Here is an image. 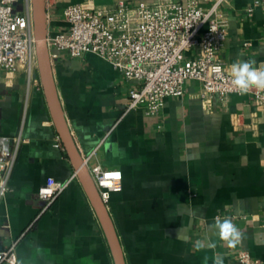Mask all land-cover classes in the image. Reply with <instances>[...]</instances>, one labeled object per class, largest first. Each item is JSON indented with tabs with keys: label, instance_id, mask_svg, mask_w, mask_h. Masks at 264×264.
I'll return each mask as SVG.
<instances>
[{
	"label": "crops",
	"instance_id": "1",
	"mask_svg": "<svg viewBox=\"0 0 264 264\" xmlns=\"http://www.w3.org/2000/svg\"><path fill=\"white\" fill-rule=\"evenodd\" d=\"M94 9L119 0H71ZM136 6L154 0H123ZM196 2L210 8L213 0ZM65 2L47 4L48 37L67 32ZM229 0L217 10L227 23L221 57L264 65V9ZM22 6H17L21 10ZM192 55V52H187ZM61 104L88 167L123 173V189L108 209L126 264H241L248 250L264 264V110L251 94L206 99L196 80L168 97L162 112L123 115L137 87L106 59L66 52L53 62ZM22 136L0 201V250L15 244L18 264H115L107 235L54 125L38 73L31 83L22 63L0 67V135ZM68 182L49 205L39 188ZM230 220L241 232L234 247L213 228ZM200 242L205 247L196 250ZM208 245H214L210 247Z\"/></svg>",
	"mask_w": 264,
	"mask_h": 264
},
{
	"label": "built area",
	"instance_id": "2",
	"mask_svg": "<svg viewBox=\"0 0 264 264\" xmlns=\"http://www.w3.org/2000/svg\"><path fill=\"white\" fill-rule=\"evenodd\" d=\"M22 1L21 10L17 3ZM229 0H213L210 8L195 1L154 0L133 6L119 0L112 7L89 9L71 0L65 2L63 16L68 31L48 37L52 63L62 52L73 58L92 52L108 60L121 75L137 87L129 92L123 115L141 109L156 116L168 97L185 93L186 82L196 80L206 99L240 94L232 84L230 70L221 57L228 37L227 23L219 20L217 10ZM264 9V0H253ZM191 51L192 55L187 52ZM22 63L28 83L38 71L37 46L32 0H0V67L14 69ZM251 94L264 110V89L252 88ZM22 136L0 135V201L10 190V179L17 160ZM103 202L108 206L112 193L123 189L119 169L96 164L89 168ZM68 182L50 180L39 188V196L51 204ZM241 264H260L248 250H240ZM0 264H18L15 244L0 250Z\"/></svg>",
	"mask_w": 264,
	"mask_h": 264
},
{
	"label": "water",
	"instance_id": "3",
	"mask_svg": "<svg viewBox=\"0 0 264 264\" xmlns=\"http://www.w3.org/2000/svg\"><path fill=\"white\" fill-rule=\"evenodd\" d=\"M32 4L37 46L38 75L54 125L76 170V174L103 225L115 259V264H126L110 211L103 202L87 162L74 140L61 104L48 45L46 0H32Z\"/></svg>",
	"mask_w": 264,
	"mask_h": 264
},
{
	"label": "clouds",
	"instance_id": "4",
	"mask_svg": "<svg viewBox=\"0 0 264 264\" xmlns=\"http://www.w3.org/2000/svg\"><path fill=\"white\" fill-rule=\"evenodd\" d=\"M232 84L240 94H246L252 88L264 89V65L255 66V61H238L230 67ZM213 228L218 229L219 237L234 247L241 238L240 230L228 219L221 221L216 219ZM214 247V245H208ZM205 247L197 242L194 246L196 250ZM216 264H221L220 260Z\"/></svg>",
	"mask_w": 264,
	"mask_h": 264
},
{
	"label": "rangeland",
	"instance_id": "5",
	"mask_svg": "<svg viewBox=\"0 0 264 264\" xmlns=\"http://www.w3.org/2000/svg\"><path fill=\"white\" fill-rule=\"evenodd\" d=\"M21 4H22V1H20L19 3H17L15 7L20 6ZM36 73H38V71Z\"/></svg>",
	"mask_w": 264,
	"mask_h": 264
}]
</instances>
